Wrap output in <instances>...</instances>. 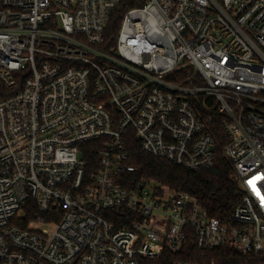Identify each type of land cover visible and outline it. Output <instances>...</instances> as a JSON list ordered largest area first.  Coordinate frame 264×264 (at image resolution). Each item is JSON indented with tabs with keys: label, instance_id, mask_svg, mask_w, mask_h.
I'll return each instance as SVG.
<instances>
[{
	"label": "built area",
	"instance_id": "obj_1",
	"mask_svg": "<svg viewBox=\"0 0 264 264\" xmlns=\"http://www.w3.org/2000/svg\"><path fill=\"white\" fill-rule=\"evenodd\" d=\"M121 2L0 0V264H264V0H148L111 43ZM128 129L190 171L222 131L241 203L136 178Z\"/></svg>",
	"mask_w": 264,
	"mask_h": 264
},
{
	"label": "trees",
	"instance_id": "obj_2",
	"mask_svg": "<svg viewBox=\"0 0 264 264\" xmlns=\"http://www.w3.org/2000/svg\"><path fill=\"white\" fill-rule=\"evenodd\" d=\"M148 0H122L112 16L107 29V40L116 42L125 12L134 7L143 6ZM127 147L131 151V163L136 166V178L156 180L177 191L188 192L196 197L198 202L215 217L227 219L241 203L243 191L235 180L233 163L225 157L222 149L226 143L222 131L216 132L219 149L217 150L216 165L211 169L190 171L164 159L154 157L145 152L134 131L128 129ZM85 146V145H84ZM89 150L86 158H96V146L86 143ZM183 257V256H180ZM176 255L166 251L161 257L149 261V264H173ZM233 256L225 257L224 262H232Z\"/></svg>",
	"mask_w": 264,
	"mask_h": 264
}]
</instances>
